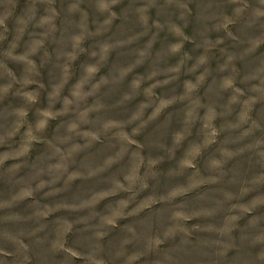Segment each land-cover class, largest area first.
<instances>
[{"label":"rangeland","instance_id":"rangeland-1","mask_svg":"<svg viewBox=\"0 0 264 264\" xmlns=\"http://www.w3.org/2000/svg\"><path fill=\"white\" fill-rule=\"evenodd\" d=\"M0 264H264V0H0Z\"/></svg>","mask_w":264,"mask_h":264}]
</instances>
